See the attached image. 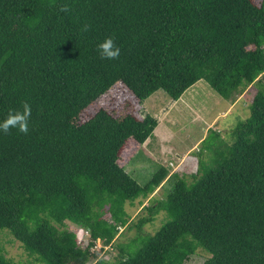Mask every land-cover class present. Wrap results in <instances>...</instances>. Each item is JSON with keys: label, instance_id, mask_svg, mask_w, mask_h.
Returning a JSON list of instances; mask_svg holds the SVG:
<instances>
[{"label": "trees", "instance_id": "1", "mask_svg": "<svg viewBox=\"0 0 264 264\" xmlns=\"http://www.w3.org/2000/svg\"><path fill=\"white\" fill-rule=\"evenodd\" d=\"M248 31L263 49L264 0H0V123L31 105L28 134L0 131V228L42 264L96 257V241L111 244L128 224L111 192L138 187L122 147L143 142L157 118L100 107L77 122L80 111L117 81L139 102L158 89L177 99L201 78L231 99L249 83L238 67ZM108 37L117 59L100 56ZM207 134L208 170L187 184L157 167L145 182L170 189L134 222L139 245L95 264H190L198 246L210 253L198 264H264V87L233 141ZM160 210L162 223L143 231ZM69 225L89 232L82 245ZM0 264L17 263L0 251Z\"/></svg>", "mask_w": 264, "mask_h": 264}, {"label": "rangeland", "instance_id": "2", "mask_svg": "<svg viewBox=\"0 0 264 264\" xmlns=\"http://www.w3.org/2000/svg\"><path fill=\"white\" fill-rule=\"evenodd\" d=\"M252 35L248 31L250 43L246 48L244 60L238 65L249 79V83L243 90L235 93L231 99L223 98L205 79L201 78L186 88L178 101H174L165 91L158 89L156 90L158 93L155 92L156 94L148 100L139 102L130 89L121 81H117L106 92L84 107L76 121L87 119L100 107L118 117L126 113H132L138 118H141L145 113L154 115L158 123L156 126H158H155L152 134L142 143L136 142L131 157L126 156L125 146L122 147L119 162L123 163L127 158L124 163L125 170L131 173L138 183L143 184L157 168L155 153L158 149H163V152L160 153L165 159H170L174 164H180L183 161L179 165L180 167L194 163L188 168L186 166L182 168L185 170L184 173L178 171L184 174L182 178L185 182L186 179L189 181L197 171L196 168L200 163L199 158L207 147L206 144L210 143L207 134L208 128H216L221 137L228 142L233 141V130L249 114V103L254 92L258 87H264V38L260 37L263 49H259L251 42ZM200 138L205 139L202 141ZM204 163L207 164L206 161ZM206 170L208 169L199 171L198 174H203ZM169 174L174 175L172 172ZM169 189L170 183L167 181L164 186L160 184L155 187L141 200L137 198L132 203L126 201L125 208L129 212L128 224L119 228L111 244L103 245L101 241H97L94 246L97 251L96 257L85 264H95L99 257L114 262L125 255L128 250L135 249L139 242L136 240L138 232L134 222L140 215L147 212V205L151 204L155 198L164 197ZM165 218L166 212L158 211L151 221L143 225L142 230L153 232ZM67 231L75 237L80 245L89 236V232L85 228L74 225H69ZM0 251L17 264H42L40 260L35 259L27 252L21 242L7 228H0ZM209 255L207 250L198 246L189 257L188 262L198 264ZM72 264L78 263L73 262Z\"/></svg>", "mask_w": 264, "mask_h": 264}, {"label": "crops", "instance_id": "3", "mask_svg": "<svg viewBox=\"0 0 264 264\" xmlns=\"http://www.w3.org/2000/svg\"><path fill=\"white\" fill-rule=\"evenodd\" d=\"M158 93L157 91H154L153 93H151L149 96H147L146 98L143 99V101H146L148 100L151 96L155 95L156 93ZM178 101V98L177 99H174V101ZM149 102L147 101V104ZM158 124V123H157ZM158 126V125H157ZM156 126V127H157ZM155 129V128H154ZM204 137V136H203ZM129 138V137H128ZM202 138V136H201ZM200 138V139H201ZM202 140V139H201ZM136 142H139L137 141L133 136H130V139L126 140L123 148L125 149L126 151V156L128 157H131V152L133 151V149L136 147ZM142 143V142H141ZM127 148V149H126ZM160 148V147H158ZM157 148V149H158ZM123 150V149H122ZM160 152H163V149H158V151L155 153V157L157 159V167L160 168L161 170L165 171L167 175H169V173H174V175L176 177H179V179H181L184 183L187 182V184L191 183L193 181V178L190 179L189 181H187L186 179V182L184 181V179L182 178L184 176V174H181L179 173L178 171H181L182 173L185 172V170H183L182 168H184L185 166L188 168L189 166H192V165H188V164H183L184 166L180 167L179 165L183 162H181L180 164H174L170 159H165L163 157V155H161L162 153ZM121 154V153H120ZM120 158V157H119ZM119 158H118V162H119ZM194 158V157H193ZM127 160V158H126ZM125 160V162H126ZM120 163V165H122L124 167V163ZM172 162V163H170ZM177 168V169H176ZM201 168V170H200ZM205 169H208V166L206 163H204V161H202V159L200 160V163L199 165L197 166L196 168V172L199 173V171H204ZM199 170V171H198ZM184 171V172H183ZM162 185V182L161 183H153L152 181H148V182H145L143 184L141 183H138V187H137V190L136 192L134 193H126L122 188L120 187H117L114 189L113 192H111V196L121 205V207L124 208V210L127 212L128 214V218H129V212L126 210L125 208V204H126V201H129V202H133L135 199L139 198V200L143 199L144 197H146V195H148L149 193L152 192V190H154L155 187H158L159 185ZM138 200V201H139Z\"/></svg>", "mask_w": 264, "mask_h": 264}, {"label": "clouds", "instance_id": "4", "mask_svg": "<svg viewBox=\"0 0 264 264\" xmlns=\"http://www.w3.org/2000/svg\"><path fill=\"white\" fill-rule=\"evenodd\" d=\"M67 11V6L61 9ZM85 31L87 26H85ZM98 50L102 59H117L120 55V49L116 46L114 38L108 37L98 45ZM31 117V105L28 102L22 103V110H11L7 118L0 123V131L7 134L10 129L15 128L20 133L28 134L29 132V120Z\"/></svg>", "mask_w": 264, "mask_h": 264}, {"label": "built area", "instance_id": "5", "mask_svg": "<svg viewBox=\"0 0 264 264\" xmlns=\"http://www.w3.org/2000/svg\"><path fill=\"white\" fill-rule=\"evenodd\" d=\"M170 163H172V162H170ZM97 241H99V240H97ZM97 241H96V242H97ZM95 245H96V243L92 246V248H94Z\"/></svg>", "mask_w": 264, "mask_h": 264}]
</instances>
